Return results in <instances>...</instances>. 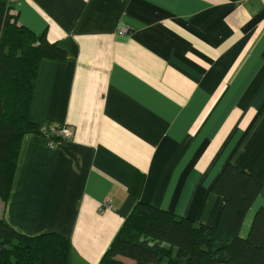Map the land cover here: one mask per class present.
Returning a JSON list of instances; mask_svg holds the SVG:
<instances>
[{
	"label": "crops",
	"instance_id": "obj_1",
	"mask_svg": "<svg viewBox=\"0 0 264 264\" xmlns=\"http://www.w3.org/2000/svg\"><path fill=\"white\" fill-rule=\"evenodd\" d=\"M15 11L66 53L41 58L29 119L71 134L22 136L3 211L0 199L12 227L58 231L70 264H97L137 200L214 224L211 184L229 161L261 182L247 234L264 204V0H16Z\"/></svg>",
	"mask_w": 264,
	"mask_h": 264
},
{
	"label": "trees",
	"instance_id": "obj_2",
	"mask_svg": "<svg viewBox=\"0 0 264 264\" xmlns=\"http://www.w3.org/2000/svg\"><path fill=\"white\" fill-rule=\"evenodd\" d=\"M16 0H0V199L7 201L22 136L41 132L28 111L42 57L65 50L18 21ZM51 120L47 121V124ZM42 133V132H41ZM56 142L61 137L50 135ZM261 188L249 171L226 162L211 184L222 197L209 225L137 200L97 264H264V204L246 235L244 215ZM71 241L58 231L25 234L0 214V264H70Z\"/></svg>",
	"mask_w": 264,
	"mask_h": 264
},
{
	"label": "built area",
	"instance_id": "obj_3",
	"mask_svg": "<svg viewBox=\"0 0 264 264\" xmlns=\"http://www.w3.org/2000/svg\"><path fill=\"white\" fill-rule=\"evenodd\" d=\"M116 31L118 34H126L130 32V26L126 23L120 24ZM40 127H41V132L47 137L48 142L51 145H53L55 141L50 137V135L59 136V137H69L71 134L70 128L67 126V124L64 123H60V124L44 123L41 124ZM102 205L100 206V209L107 208L111 205L109 202V197L105 198Z\"/></svg>",
	"mask_w": 264,
	"mask_h": 264
}]
</instances>
